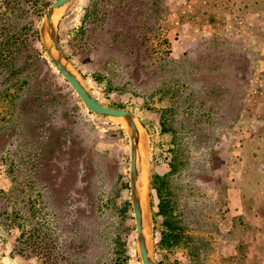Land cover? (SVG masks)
Returning <instances> with one entry per match:
<instances>
[{"label": "rangeland", "instance_id": "374dc122", "mask_svg": "<svg viewBox=\"0 0 264 264\" xmlns=\"http://www.w3.org/2000/svg\"><path fill=\"white\" fill-rule=\"evenodd\" d=\"M54 1L0 0V264H140L128 132L52 66ZM54 21L89 93L138 123L155 264H264V0H74Z\"/></svg>", "mask_w": 264, "mask_h": 264}, {"label": "water", "instance_id": "95a60500", "mask_svg": "<svg viewBox=\"0 0 264 264\" xmlns=\"http://www.w3.org/2000/svg\"><path fill=\"white\" fill-rule=\"evenodd\" d=\"M74 0H55L43 16L42 33L46 54L52 66L73 90L83 106L91 113L120 121L128 132L129 139V194L135 225L136 245L140 264H155L148 245V227L143 213L144 190L147 175L143 173L142 183L138 184L137 162L139 153L140 131L135 117L128 111L109 108L98 102L85 88L72 69L70 62L59 42L55 17L58 12Z\"/></svg>", "mask_w": 264, "mask_h": 264}, {"label": "trees", "instance_id": "16d2710c", "mask_svg": "<svg viewBox=\"0 0 264 264\" xmlns=\"http://www.w3.org/2000/svg\"><path fill=\"white\" fill-rule=\"evenodd\" d=\"M156 181L158 182V186L156 187V192L158 193V197H160V199L162 200V202L159 203V208H160V212L163 214H165V206L163 205L164 202H163V198L161 197V194L163 193V190L165 189V180L163 178H159V177H156ZM156 182V183H157ZM22 236V239L24 238V234L21 235ZM20 250L23 251L26 249L27 247V243L25 240H22V242L20 241Z\"/></svg>", "mask_w": 264, "mask_h": 264}, {"label": "bare ground", "instance_id": "6f19581e", "mask_svg": "<svg viewBox=\"0 0 264 264\" xmlns=\"http://www.w3.org/2000/svg\"><path fill=\"white\" fill-rule=\"evenodd\" d=\"M141 183H142V180H139V181H138V184L140 185Z\"/></svg>", "mask_w": 264, "mask_h": 264}]
</instances>
